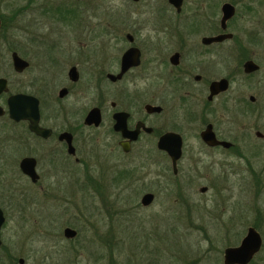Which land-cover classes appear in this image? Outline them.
<instances>
[{
    "label": "flooded vegetation",
    "instance_id": "1",
    "mask_svg": "<svg viewBox=\"0 0 264 264\" xmlns=\"http://www.w3.org/2000/svg\"><path fill=\"white\" fill-rule=\"evenodd\" d=\"M14 1L11 6L0 0L10 10L0 15V46L10 51L8 59L0 54L5 84L0 90V161L9 152L13 177L27 185L18 186L20 195L25 189L41 192L46 208L74 204L77 225L63 228L64 239L75 241L89 232L92 242L107 248L119 241L114 222L124 219L115 205L117 200L121 208L129 204L124 180L132 172L124 159L138 147L153 145L178 177L184 138L163 98L187 99L189 153L183 169L189 178L203 156L221 155L226 176L227 158L259 155L264 145L259 129L264 126V0H119L122 10L117 12L114 0ZM243 76L253 81L256 94H243ZM157 81L162 86L153 90ZM82 82L107 88L86 98ZM18 96L32 100L11 103L17 117L18 111L24 115L14 119L9 101ZM71 100L73 107L67 105ZM252 133L261 144L249 149ZM168 135L181 139L175 171L158 149ZM101 142L108 147L107 160L118 159L121 165L97 171ZM148 194L152 199L143 204ZM27 196L17 205L27 203ZM155 201L153 191L144 192L139 206L149 208ZM0 209L5 219L0 255L20 264L23 258L15 259L2 241L6 217ZM66 229L75 236L66 237Z\"/></svg>",
    "mask_w": 264,
    "mask_h": 264
},
{
    "label": "rangeland",
    "instance_id": "2",
    "mask_svg": "<svg viewBox=\"0 0 264 264\" xmlns=\"http://www.w3.org/2000/svg\"><path fill=\"white\" fill-rule=\"evenodd\" d=\"M4 1L11 6L15 2ZM113 4L114 12L122 10L119 0H114ZM9 12L0 5V15ZM0 54L4 59L10 58L5 45L0 46ZM81 85L86 98L94 91L107 88L105 83L82 82ZM159 85L162 86L161 81L154 82L152 89L159 90ZM240 89L246 95L257 93L253 81L244 76ZM88 100L82 99V103ZM162 101L184 138V161L179 175L176 178L172 175L168 159L153 145L138 147L127 160L124 159L129 172L132 171L124 180L129 186L126 194L129 204L121 208L117 200L115 207H120L124 222L122 219L114 222L113 232L119 241L108 244V248L92 242L89 232L75 241L64 239L63 228L68 224L77 225L73 219L77 213L74 204L65 209L68 205L53 203L49 209L43 205L41 192L25 189L26 194L20 195L18 186L25 188L26 184L23 179L13 177L12 158L8 152L6 161H0L3 174L0 206L6 217L2 241L15 259L23 258L25 264H223L224 250L237 246L247 228L254 227L263 239V246L250 264H264V145L258 156L245 155L241 160L227 158L231 168L226 176L222 175L221 155L203 156L189 178L183 169L188 165L189 153L187 99L173 96ZM67 105L73 107V100ZM249 118L247 120L251 121ZM259 129L264 133V126ZM251 138L248 148L259 147L261 142L256 143L253 133ZM190 144L195 150L199 149L193 139ZM107 148L103 142L97 146V171L122 163L116 161L118 159L107 160ZM201 187L207 191L200 193ZM148 191L156 194V201L151 207L142 208L140 198ZM27 195L28 202L18 206L21 197L26 200ZM122 228L124 234L119 231ZM0 258V264H11L4 255ZM13 262L18 264L16 260Z\"/></svg>",
    "mask_w": 264,
    "mask_h": 264
},
{
    "label": "water",
    "instance_id": "3",
    "mask_svg": "<svg viewBox=\"0 0 264 264\" xmlns=\"http://www.w3.org/2000/svg\"><path fill=\"white\" fill-rule=\"evenodd\" d=\"M14 58H16L14 56ZM224 85V83H222ZM5 89L4 81H0V90ZM17 100V102H25L27 100H32L29 97L18 96L11 98L9 101V108L11 117L22 118L24 115L18 111L19 117L16 116V110L12 107L11 103ZM36 114V113H35ZM205 140H208V136L204 135ZM212 141L211 143H213ZM158 149L164 151L168 157L170 158L172 165L175 171V163L181 157V139L176 135H168L163 137L158 143ZM202 192L205 191V188H202ZM152 199V195H145L142 203L148 204ZM4 216L3 212L0 209V229L4 224ZM66 237L71 238L75 236V232L71 229H66L64 231ZM263 246V239L260 233L254 228H247L246 234L236 247H228L224 250L223 253V264H250L254 257L260 252ZM24 262L23 259L19 260V263L22 264Z\"/></svg>",
    "mask_w": 264,
    "mask_h": 264
},
{
    "label": "trees",
    "instance_id": "4",
    "mask_svg": "<svg viewBox=\"0 0 264 264\" xmlns=\"http://www.w3.org/2000/svg\"><path fill=\"white\" fill-rule=\"evenodd\" d=\"M256 229V228H255ZM253 261V260H252ZM13 264H15V262H13Z\"/></svg>",
    "mask_w": 264,
    "mask_h": 264
}]
</instances>
